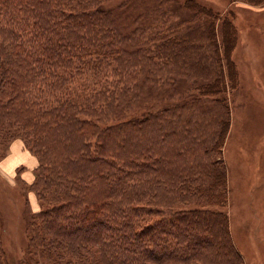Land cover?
Instances as JSON below:
<instances>
[{
  "label": "rangeland",
  "instance_id": "obj_1",
  "mask_svg": "<svg viewBox=\"0 0 264 264\" xmlns=\"http://www.w3.org/2000/svg\"><path fill=\"white\" fill-rule=\"evenodd\" d=\"M81 1L88 9L103 10L105 21L118 36L114 48L120 50V58L109 59V64H98V69H87L75 78L78 86L71 92H82L81 87H86L79 98L69 96L79 116L94 120L101 128L117 125L120 149L126 155L136 156L133 153L146 145L148 138L142 136L147 132L157 134L148 142H162L164 145L157 146L161 152L175 151V144L181 141L179 146L185 151L198 144L195 149L200 159L223 160L226 206L210 208L228 215L230 234L240 254L238 264H264V0ZM202 7L211 10L213 16L208 18ZM206 19L216 21L215 39L204 33L195 41L200 49L191 50L202 54L191 55L192 59L188 56L181 63L171 59L166 63L168 58L158 53L159 44L199 28ZM224 22L235 33L232 39L236 37L228 54ZM211 41L219 45L223 81L212 63L198 66L207 62L206 53L210 52L206 51L214 47ZM211 69L215 71L211 73ZM222 131L227 134L219 146ZM161 132L170 137L160 140ZM30 134L32 140L27 145L22 138L27 131L22 125L0 123V264H104L96 247L92 253L80 250L89 263H78L71 249L79 245L51 238L40 227L38 212L64 198L61 187L47 179L56 172L55 163L42 162L34 149L37 133ZM17 143L21 147L16 155ZM24 151L35 158V163L19 159ZM11 156L18 159L13 175L4 172L3 166ZM194 174H173L174 185L159 181L162 188L158 183L157 189L149 184L155 177L145 176L140 180V198L157 210L195 207L201 197L198 189L201 191L204 183ZM207 174L204 182L211 180L212 173Z\"/></svg>",
  "mask_w": 264,
  "mask_h": 264
},
{
  "label": "trees",
  "instance_id": "obj_2",
  "mask_svg": "<svg viewBox=\"0 0 264 264\" xmlns=\"http://www.w3.org/2000/svg\"><path fill=\"white\" fill-rule=\"evenodd\" d=\"M82 2L86 3L0 0V123L22 125L27 131L22 137L27 145L32 140L30 132L37 133L35 152L43 163H55L56 172L47 179L61 187L64 198L38 212L40 227L51 238L79 245L71 249L78 263H89L80 250L92 253L96 247L104 264H238L240 254L230 234L228 215L210 208L226 206L227 172L223 160L208 162L205 156L200 159L195 149L198 144L185 151L179 146L181 141L175 144V151L161 152L157 146L162 142H148L157 134L147 132L142 136L148 138L144 140L146 145L133 153L136 156L126 155L120 149L117 125L101 128L94 120L80 117L70 101L69 96L79 98L86 89L71 92L78 86L77 76L120 58V50L114 48L118 36L105 21L103 10L88 9ZM201 12L208 18L213 16L206 8ZM215 24V20L206 19L202 26L184 32L182 37L160 43L158 53L168 58L165 62L171 59L177 63L188 56L201 55V51L191 52L195 47L200 49L195 41L201 40L204 33L214 40ZM224 25L228 54L236 37L232 39L235 33L225 22ZM193 33L197 35L185 38ZM210 43L214 47L206 51L210 53L205 52L207 62L201 61L198 66L212 63L217 71L211 69V73L217 72L223 81L219 45ZM228 61L232 64L229 56ZM232 73L237 77L235 66ZM202 92L211 94L209 90ZM226 134L222 131L219 146ZM165 136L170 137L163 132L159 139L166 140ZM196 170L205 173L201 175ZM208 171L212 173L211 180L204 182L210 175ZM179 172L185 176L195 172L203 180H199L204 188L198 189L201 197L195 207L157 210L143 203L140 180L155 177L149 184L157 189L159 183L162 188L160 182L174 185L173 174L183 176Z\"/></svg>",
  "mask_w": 264,
  "mask_h": 264
},
{
  "label": "bare ground",
  "instance_id": "obj_3",
  "mask_svg": "<svg viewBox=\"0 0 264 264\" xmlns=\"http://www.w3.org/2000/svg\"><path fill=\"white\" fill-rule=\"evenodd\" d=\"M15 150H16L15 153L17 155L19 148H16ZM19 159H26V160H28V163L30 165H32L33 163H35V158H31L29 156V153L27 151H24V154ZM15 161H18L17 156L16 157L11 156L9 158V160H8V164H4L3 165L4 168H5L4 172L8 173L9 175H13V171H14L13 168L15 166Z\"/></svg>",
  "mask_w": 264,
  "mask_h": 264
},
{
  "label": "crops",
  "instance_id": "obj_4",
  "mask_svg": "<svg viewBox=\"0 0 264 264\" xmlns=\"http://www.w3.org/2000/svg\"><path fill=\"white\" fill-rule=\"evenodd\" d=\"M20 147H21L20 144L17 143V145L15 146V149H16V148H19V149H20ZM15 149H14V151H13L14 153L16 152ZM14 167H15V166H14ZM4 170H5V168H4Z\"/></svg>",
  "mask_w": 264,
  "mask_h": 264
}]
</instances>
